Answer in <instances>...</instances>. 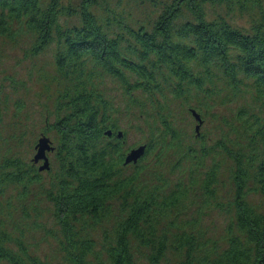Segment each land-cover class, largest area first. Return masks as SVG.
Masks as SVG:
<instances>
[{
	"label": "trees",
	"instance_id": "1",
	"mask_svg": "<svg viewBox=\"0 0 264 264\" xmlns=\"http://www.w3.org/2000/svg\"><path fill=\"white\" fill-rule=\"evenodd\" d=\"M0 43L50 54L54 116L40 171L0 87V264H264V0H0ZM120 112L146 145L127 165Z\"/></svg>",
	"mask_w": 264,
	"mask_h": 264
},
{
	"label": "rangeland",
	"instance_id": "2",
	"mask_svg": "<svg viewBox=\"0 0 264 264\" xmlns=\"http://www.w3.org/2000/svg\"><path fill=\"white\" fill-rule=\"evenodd\" d=\"M235 21L238 25H247L245 18H236ZM50 54L42 53L38 58L32 61L27 59L23 55V50L12 46L11 44L0 43V87L5 89L8 97L12 101L19 99L24 101L25 112L28 115L27 119L30 121L32 134H29V139L24 145V155L29 159L34 153L33 141H35L48 124L54 119V116L50 115V112L45 107V98L40 94L42 92V82H37L38 74L37 68H41L49 61ZM17 82V85L11 83V79ZM39 80V78H38ZM108 89L111 90V94L115 96V103L120 104V90L117 84L106 83ZM1 89V88H0ZM4 91V90H3ZM121 106V105H120ZM48 109H51L49 104ZM116 119L121 131L127 129V135L123 143V148L126 152L129 147H135L140 141V134L135 127H131L137 123V120L131 116L117 113ZM11 118L6 116L5 121H10ZM48 134V135H47ZM46 135L53 141V132H48ZM215 220L216 224L221 227L224 225V217L219 212L213 211L208 222ZM46 235V234H45ZM44 233L37 234L38 238L45 236ZM55 241L48 235L46 239L39 242V253L53 257V261L57 260L55 251ZM55 256V257H54Z\"/></svg>",
	"mask_w": 264,
	"mask_h": 264
},
{
	"label": "water",
	"instance_id": "3",
	"mask_svg": "<svg viewBox=\"0 0 264 264\" xmlns=\"http://www.w3.org/2000/svg\"><path fill=\"white\" fill-rule=\"evenodd\" d=\"M191 113L194 119L197 121V124L195 126V131L198 134L202 121H201L199 114L195 110H191ZM112 133L113 132L111 129H107L104 131V134L106 136H111ZM115 136L117 138H122L123 131L117 130L115 132ZM34 148H35V152L32 156V160L34 163L40 162L38 165V170L43 171V170L49 169L50 160H49L48 153L54 150V145H53L52 140L48 136L42 134L38 137ZM145 150H146L145 144H140V145L130 148L124 155L123 164L127 165L130 163H136L144 155Z\"/></svg>",
	"mask_w": 264,
	"mask_h": 264
},
{
	"label": "flooded vegetation",
	"instance_id": "4",
	"mask_svg": "<svg viewBox=\"0 0 264 264\" xmlns=\"http://www.w3.org/2000/svg\"><path fill=\"white\" fill-rule=\"evenodd\" d=\"M114 135H113V133H112V135H111V137H113Z\"/></svg>",
	"mask_w": 264,
	"mask_h": 264
}]
</instances>
